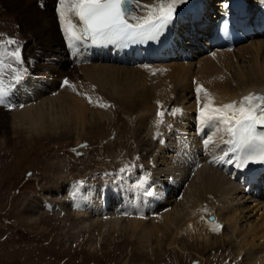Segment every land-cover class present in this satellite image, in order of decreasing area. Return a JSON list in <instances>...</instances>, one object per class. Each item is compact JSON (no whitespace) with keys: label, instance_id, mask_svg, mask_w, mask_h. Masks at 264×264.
Here are the masks:
<instances>
[{"label":"bare ground","instance_id":"1","mask_svg":"<svg viewBox=\"0 0 264 264\" xmlns=\"http://www.w3.org/2000/svg\"><path fill=\"white\" fill-rule=\"evenodd\" d=\"M4 1L20 20H13L19 27L18 40L32 42L36 59L41 54L48 65L53 49L59 48L57 51L68 57L65 65L74 66L75 73L81 71L86 80L81 84L75 76L63 83L59 64L51 65L48 72L34 66L22 69L27 66L20 65L25 57L13 59L11 50L0 45V84H9L17 96L7 107L0 101V140L9 139L6 129L26 130L40 138H57V133L72 126L85 129L94 118L96 100L110 87L129 102L142 104L147 111L142 125L155 131L162 148L165 139L171 142L165 145L157 162L160 166L149 173L150 177L140 181L133 176L125 180L127 185L125 181L104 183L111 181L106 179L104 184L90 185L84 195L76 190L69 205L64 203L65 208L72 206L77 219L87 220L84 225L96 227L99 236L131 232L136 242L151 252L155 245L165 249L179 231L188 235L196 232L197 245L225 246L232 240L242 264H264V199L245 192L222 165L227 150L233 148L230 142L236 125L248 117H264V38L255 37L233 51L209 52L204 49L209 42L203 37V24L196 22L190 27L179 21L176 37L166 44L167 53L160 50L161 62L124 64L87 50L78 62L68 49L71 36L66 32V22L76 18L84 0ZM198 1L211 12L214 0H132L136 13L130 12V17L184 15L188 10L197 11ZM185 53L192 57L184 61ZM16 74L20 77L12 86L13 80H8ZM190 89L196 97L192 104L185 95ZM179 104L190 105L180 108ZM169 109L177 110V114L168 120L164 111ZM149 114L157 115L151 125L146 122ZM172 127L176 130L170 134ZM181 130L186 132H178ZM173 144L176 149H172ZM252 213L259 215L261 224H244ZM209 216L211 220L216 217L217 222H209Z\"/></svg>","mask_w":264,"mask_h":264},{"label":"rangeland","instance_id":"2","mask_svg":"<svg viewBox=\"0 0 264 264\" xmlns=\"http://www.w3.org/2000/svg\"><path fill=\"white\" fill-rule=\"evenodd\" d=\"M16 19L9 3L0 0V45L11 50L13 59L25 57L20 65L27 66L22 69L34 66L48 72L51 65L59 64L65 81L75 76H79L81 84L86 80L81 71L77 74L74 66L68 68L65 65L68 57L57 51L59 48L53 49L48 65L44 64L46 60L41 59V54H37L36 59L32 42L18 40ZM19 77L16 74L8 81L13 80L11 85L15 86ZM148 79L153 80L151 75ZM7 89H11L9 84H0V101L5 102L6 107L10 99L17 97L13 89L11 93H7ZM193 94L191 89L185 91L190 104L196 98ZM103 96L105 100L101 99ZM103 96L99 100L93 97L96 100L94 118L85 129L72 126L57 133V138L30 136L26 130H5L9 139L3 138L5 133L0 140V264H242L232 240L225 246L224 243L197 245L200 241L195 243L199 240L195 239L196 232L188 235L186 231L184 234L179 231V236L168 242L165 249L155 245L157 249L151 252L139 245L131 232H109L99 236L96 227L84 225L87 220L77 219L72 206L65 208L64 203L69 205L76 190L84 195L90 185L97 186L106 179L111 181L104 183L117 184L131 180L133 176L139 177L140 181L148 178L160 166L157 162L165 145L171 144L167 138L162 148L155 131L142 125V119H147V111L142 109L140 102L131 103L110 87ZM187 105L179 104L180 108ZM171 111H164V114L168 113V120L177 114V110ZM149 119L146 122L151 125L157 115L151 117L149 114ZM170 130L173 134L176 127ZM171 147L176 149L177 146ZM207 220L217 222L216 217L211 220L209 216ZM248 220L245 225L249 222L261 224L255 213L250 214ZM182 240L183 244L180 243Z\"/></svg>","mask_w":264,"mask_h":264}]
</instances>
